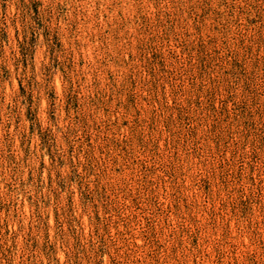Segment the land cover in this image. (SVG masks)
<instances>
[{
  "label": "rangeland",
  "instance_id": "374dc122",
  "mask_svg": "<svg viewBox=\"0 0 264 264\" xmlns=\"http://www.w3.org/2000/svg\"><path fill=\"white\" fill-rule=\"evenodd\" d=\"M0 264H264V0H0Z\"/></svg>",
  "mask_w": 264,
  "mask_h": 264
}]
</instances>
